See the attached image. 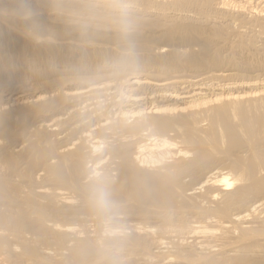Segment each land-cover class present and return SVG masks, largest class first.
<instances>
[{"label":"bare ground","instance_id":"bare-ground-1","mask_svg":"<svg viewBox=\"0 0 264 264\" xmlns=\"http://www.w3.org/2000/svg\"><path fill=\"white\" fill-rule=\"evenodd\" d=\"M68 2L36 4L39 44L0 24V264H264V0H137L134 62L95 79L116 38L49 11ZM25 55L72 72L23 79ZM97 168L128 229L118 253L84 196Z\"/></svg>","mask_w":264,"mask_h":264},{"label":"clouds","instance_id":"clouds-1","mask_svg":"<svg viewBox=\"0 0 264 264\" xmlns=\"http://www.w3.org/2000/svg\"><path fill=\"white\" fill-rule=\"evenodd\" d=\"M39 0H0V24L18 23L24 34L39 44L49 31L40 21L42 9L35 6ZM49 11L58 16H76L74 21L85 40L97 27L112 32L119 47V56L97 69L96 77H116L131 65L136 57V36L141 28L142 13L137 0H82L74 8L71 0L66 6L51 5ZM78 71V70H77ZM111 179L102 169L89 171L84 180V196L98 220V244L102 251L118 253L128 236L123 222L121 205L113 198Z\"/></svg>","mask_w":264,"mask_h":264},{"label":"rangeland","instance_id":"rangeland-1","mask_svg":"<svg viewBox=\"0 0 264 264\" xmlns=\"http://www.w3.org/2000/svg\"><path fill=\"white\" fill-rule=\"evenodd\" d=\"M35 6H37V7H39L38 5H35ZM40 8V7H39ZM49 36V35H48ZM54 41V40H53ZM259 55V54H258ZM253 57V60L255 61V59L257 58V59H259L260 58V56L258 57L257 55L256 56H252ZM256 57V58H255ZM251 57L249 56V61H253V60H251L250 59ZM255 58V59H254ZM137 68H139V67H137ZM97 69L98 68H96V67H86V68H84V70L82 71V72H87V73H90V72H97ZM259 70H261L260 68H259ZM264 67H263V69L261 70V71H259V74H261L262 72L264 73ZM141 71H144L143 69L142 70H136V71H129V70H126V72H130V73H139V72H141ZM68 72H72V70L71 69H67V70H64V71H57V69H56V66L55 65H53V64H47V63H45V61H35V60H32V59H28L27 57H26V55H25V58L24 59H22L21 61H20V66H19V70L17 71V74H21V75H23V79H24V77L26 76V75H32V73H37L38 74V76H37V80H38V82L39 81H46L50 76H52V75H54V74H59V73H68ZM261 72V73H260ZM94 73H92V74H80V75H93ZM262 73V74H263ZM256 74V73H255ZM258 74V73H257ZM256 74V75H257ZM258 74V75H259ZM261 74V75H262ZM255 75V76H256ZM264 75V74H263ZM8 80H10V79H8ZM13 81L14 80H10V81H8L7 83H5L4 85L5 86H8V85H10L11 83H13ZM34 83V82H33ZM35 83H37V81L35 82ZM17 87V86H16ZM125 88H124V91L125 90H131V89H134L135 88V86L134 85H131V83H127L125 86H124ZM220 93V92H219ZM6 98H4L3 100H5ZM95 224H97L98 225V222H94ZM9 260V259H8ZM10 261H13L11 264H20V263H22V264H25V263H23V262H19V260H18V262L19 263H17V261H15V260H9V262ZM93 262H95V261H93ZM4 264H8L7 262L6 263H4Z\"/></svg>","mask_w":264,"mask_h":264}]
</instances>
